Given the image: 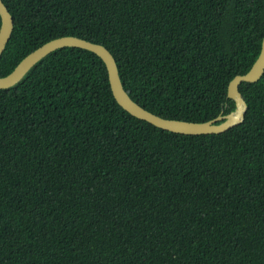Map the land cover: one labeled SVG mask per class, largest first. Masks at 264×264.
I'll return each instance as SVG.
<instances>
[{"label": "trees", "instance_id": "obj_1", "mask_svg": "<svg viewBox=\"0 0 264 264\" xmlns=\"http://www.w3.org/2000/svg\"><path fill=\"white\" fill-rule=\"evenodd\" d=\"M0 76L60 36L105 46L123 88L164 118L234 109L264 0H2ZM243 121L179 134L125 111L103 61L63 47L0 88V264H264V73Z\"/></svg>", "mask_w": 264, "mask_h": 264}, {"label": "water", "instance_id": "obj_2", "mask_svg": "<svg viewBox=\"0 0 264 264\" xmlns=\"http://www.w3.org/2000/svg\"><path fill=\"white\" fill-rule=\"evenodd\" d=\"M12 30L13 17L2 0H0V55L10 38ZM63 47H77L96 54L105 65L114 99L125 111L156 127L179 134L221 133L240 124L244 119L247 104L239 91V85L242 82H256L264 73L263 35L259 54L249 70L244 74L235 75L228 83L227 97L234 102V109L232 111L203 122L169 119L144 109L128 95L120 80L116 61L105 46L69 35L53 38L25 55L7 75L0 76V88H8L15 85L38 61L50 52Z\"/></svg>", "mask_w": 264, "mask_h": 264}]
</instances>
